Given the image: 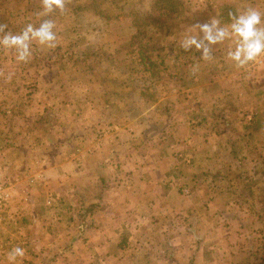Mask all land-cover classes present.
<instances>
[{"label": "rangeland", "instance_id": "obj_1", "mask_svg": "<svg viewBox=\"0 0 264 264\" xmlns=\"http://www.w3.org/2000/svg\"><path fill=\"white\" fill-rule=\"evenodd\" d=\"M178 1L66 0L63 10L50 12L54 47L32 40L31 57L22 62L15 49L0 46V188L21 182L45 187L42 211L55 207L52 213L58 217L46 215L44 221L59 237L56 234L52 244L51 235L32 236L43 242L42 251L53 246V264H264V53L243 67L233 60L229 65L236 84L226 97L242 120L205 126L198 135L202 144L190 139L166 143L175 161L171 171L163 173L165 180L173 182L180 195L220 199L210 209L219 214L213 224L222 231L219 241L227 236L226 245L212 251L201 246L195 232L206 225L203 216V220L190 219L185 228L176 225L188 235L182 252L168 245L162 255L147 251L148 247L132 253L133 246L126 249L127 243L124 251L113 247L114 243L102 251L90 245L85 253L73 254L69 248L77 228L70 224L73 203L110 196L105 182L124 174L122 163L105 150L104 139L114 127L100 120L101 104L107 108L118 104L115 107L120 105L124 113L131 111L127 103L140 104L142 111L145 102L162 101L167 90L166 78L160 77L168 68L165 59L177 54L186 66L199 58L202 51L181 45L189 36L202 39L201 24L218 20L224 27L233 16L251 8L262 14L264 27V0ZM43 12V0H0L4 33L20 34L27 25L34 26ZM145 41L152 44L148 56L159 64L152 68L154 78L146 75L142 62L132 61ZM218 49L210 48V54ZM70 51L81 57L96 54L88 68L67 63ZM123 51L127 57L121 55ZM182 95L184 102L189 100L186 93ZM183 127L185 134L188 126ZM48 165L59 171L47 178ZM50 176H56V181ZM124 176L120 196L133 189ZM49 178L59 185L58 191L49 188ZM93 204L90 211L98 207ZM3 208L7 209L6 204ZM230 211L233 216L226 221ZM2 213L0 217L6 215ZM168 227L176 230L173 224ZM49 256L43 257L44 262Z\"/></svg>", "mask_w": 264, "mask_h": 264}, {"label": "crops", "instance_id": "obj_2", "mask_svg": "<svg viewBox=\"0 0 264 264\" xmlns=\"http://www.w3.org/2000/svg\"><path fill=\"white\" fill-rule=\"evenodd\" d=\"M229 25L225 24L224 27ZM235 43L226 40L208 45L209 48L219 47V52L210 54L208 59L201 54L186 66L180 55H169L165 59L168 68L163 69L160 74V77L164 75L166 78V97L154 104L145 102L142 111L140 104L136 102L127 103L131 111L124 113L120 105L115 107L118 104L113 108L101 104L100 120L114 127V131L104 139L105 150L111 158H117L122 163L120 169L127 175L133 189L128 192L129 195L120 196V180L125 179L124 174H121L116 179L111 177L110 181L105 182L104 188H109L110 196L98 197L97 202L87 198L83 202L73 203L70 224L77 226L69 246L73 254L87 252L90 245L97 251L104 250L110 243H114L113 247L117 248L118 244H122L123 236H127L126 249L133 246L132 253L148 247L147 251L156 250L157 254L162 255L168 245H175L182 252L187 247L188 235L176 225L181 223L185 228L190 219L203 220V216L208 221L204 220L206 225L201 224V231L198 229L195 232L202 241L201 246L212 251L216 250L215 246L226 245L227 236L219 241L218 232L222 231L213 224L219 214L210 209L219 204L220 199L180 195L173 182L165 180L163 173L171 171L169 169L175 161L167 142L190 139L193 143L198 140L202 144V137L198 135L205 131V126L225 125L232 120H242L240 113H235L226 97L230 93L229 89L236 84V74H232L229 68L232 61L229 52L234 50ZM184 93L189 99L186 102L181 99ZM187 117L191 119L188 121ZM184 124L188 126L185 134ZM51 166L47 167V178L48 174L59 171L57 166ZM50 177L56 181V176ZM54 181L50 179L49 188L58 191L59 185ZM43 188L45 187L38 182L32 185L21 182L6 189L9 197L3 201L6 202L7 209L0 210V213L6 214L0 217V264H10L8 254L16 248L14 245L24 249V255L17 257L14 264H53V246L42 251L40 245L43 242L34 240L32 236L51 235L53 238L48 241L52 244L54 236L57 234L59 237L58 233L51 232V226L44 221L45 218L47 220L46 215L54 216V220H57L58 215L52 213L56 211L55 207L47 208L48 212L42 211L40 199ZM93 203H97L98 207L90 211ZM77 213L81 215L77 216ZM231 214L230 211L225 216L226 221L231 220ZM52 221L51 219L50 222ZM168 224H173L176 230H170ZM15 229L18 231L12 232ZM176 238L179 243L173 244L171 241ZM45 256H49L50 260L44 262ZM162 259L164 260L163 256Z\"/></svg>", "mask_w": 264, "mask_h": 264}, {"label": "clouds", "instance_id": "obj_3", "mask_svg": "<svg viewBox=\"0 0 264 264\" xmlns=\"http://www.w3.org/2000/svg\"><path fill=\"white\" fill-rule=\"evenodd\" d=\"M66 0H43L46 13L65 8ZM262 14L255 9H247L244 13L233 16L232 23L228 27H221L218 20L199 25L203 33L202 39L195 35L185 38L182 47L185 50L195 47L202 51L205 59L210 58V48L207 45L222 43L226 39L235 38L234 50L229 52V57L236 62L238 67H243L256 60L264 53V27ZM5 25L0 24V33H4ZM54 24L51 21H43L39 27L27 25L18 35L4 33L0 36V46L15 49L17 59L26 62L31 57V41L36 40L41 45L54 47L56 34L53 31ZM24 255V249L16 247L8 254L10 264H14L17 257Z\"/></svg>", "mask_w": 264, "mask_h": 264}, {"label": "trees", "instance_id": "obj_4", "mask_svg": "<svg viewBox=\"0 0 264 264\" xmlns=\"http://www.w3.org/2000/svg\"><path fill=\"white\" fill-rule=\"evenodd\" d=\"M161 1H166L167 3H169V2H179L178 0H161ZM172 4L175 5L174 3H172ZM51 15H52L51 13H46V11L43 12L41 14L40 19L37 20V22L34 23L35 25L33 27H39V25L45 20L51 21ZM148 42L145 41L144 42L145 44L140 46V48H139V50H138V52L136 54V58L132 57V61L134 63H137L138 61L142 62L143 63L142 69L144 70L146 75H148V76L150 75L152 77H155L156 74L152 71V68L155 65L159 66V64H157L158 62H156V60L154 58L150 57V54L148 56L149 49L152 47V44H147ZM120 53L124 57H127V55H128L125 51L120 52ZM95 54L96 53H94V54L84 53L83 57H81L80 55H74V52L70 51V52L67 53V60H68L67 63H73L74 65H84L85 67L89 68L88 65H89V62L91 61L89 59ZM126 239H127V236H123V238L121 240L122 244H118L119 249H124L125 248Z\"/></svg>", "mask_w": 264, "mask_h": 264}, {"label": "built area", "instance_id": "obj_5", "mask_svg": "<svg viewBox=\"0 0 264 264\" xmlns=\"http://www.w3.org/2000/svg\"><path fill=\"white\" fill-rule=\"evenodd\" d=\"M8 188H12V186L10 185L8 187L0 188V209H4L3 206L6 204V203H4V205H1V202L3 201V199L9 197L8 194L6 193V191H7L6 189H8ZM47 204H49V203H47ZM6 206H7V204H6Z\"/></svg>", "mask_w": 264, "mask_h": 264}]
</instances>
